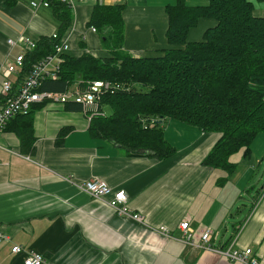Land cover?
I'll list each match as a JSON object with an SVG mask.
<instances>
[{"label":"crops","instance_id":"1","mask_svg":"<svg viewBox=\"0 0 264 264\" xmlns=\"http://www.w3.org/2000/svg\"><path fill=\"white\" fill-rule=\"evenodd\" d=\"M32 1L40 0H0V64L21 51L8 38L22 34L37 41L57 33L60 24L52 7H33ZM250 1L255 15L264 17V1ZM173 2L74 0L64 33L67 54L109 55L98 42L100 33L89 29L96 3L125 4L122 49L130 55L154 57L167 48L183 47L169 44L165 36L164 6ZM214 24L213 19L199 18L187 41L201 40ZM24 76L12 75L13 89ZM3 78L0 72V90ZM32 118L35 139L26 152L13 131L0 132V264H23L25 253H13L14 244L40 253L51 264H241L205 247L225 248L232 242L235 248L249 247L258 264H264V171L258 174L264 133L253 140L249 156L239 152L235 171L221 181L225 172L203 164L220 136L217 132L169 120L164 137L175 152L157 159L91 136L84 113L67 111L64 103L35 104ZM65 127L61 140L57 135ZM88 179L124 189L128 212L139 213L142 221L119 215L89 196L78 186ZM183 221L197 238L206 227L215 235L203 246L188 245L179 240Z\"/></svg>","mask_w":264,"mask_h":264},{"label":"trees","instance_id":"2","mask_svg":"<svg viewBox=\"0 0 264 264\" xmlns=\"http://www.w3.org/2000/svg\"><path fill=\"white\" fill-rule=\"evenodd\" d=\"M59 21L57 38L40 37L27 49L19 77L32 64L51 54L72 21V9L61 0H47ZM188 5L174 0L164 6L166 40L172 47L160 56L134 57L122 49L124 3H96L88 25L95 27L109 55L63 53L56 79L46 78L40 91L64 92L77 80L82 88L95 80L110 81L118 88L100 95L98 113L88 126L93 137L115 143L135 153L164 159L175 152L164 137L166 123L176 120L202 132L220 134L203 164L231 175L232 156H249L256 136L264 133V17L255 15L250 0H203ZM264 1V0H256ZM199 18L215 21L201 40L187 41ZM67 111H82L78 102L64 103ZM109 110V112L106 111ZM16 115L8 123L26 152L34 141L32 112ZM68 128L59 130L63 139Z\"/></svg>","mask_w":264,"mask_h":264},{"label":"built area","instance_id":"3","mask_svg":"<svg viewBox=\"0 0 264 264\" xmlns=\"http://www.w3.org/2000/svg\"><path fill=\"white\" fill-rule=\"evenodd\" d=\"M61 1L68 4L71 9L74 8V0ZM30 4L33 7H37L39 4L49 6L47 0H40L39 2L32 1ZM89 29L96 32L93 26H90ZM57 36V33L51 35L53 39H56ZM7 43L11 47L19 44L21 51L12 59L0 64V72L4 74L0 90L3 98V102L0 105V132L6 128L8 122L16 115L27 114L35 104L47 101L58 103H66L68 101L78 102L82 105V112L87 120L90 121L91 117L98 113L97 102L100 95L109 90L112 91L114 88H118V85H114L110 81L95 80L88 83L84 88L80 86V82L76 81L64 92L40 91L39 86L42 80L46 78H57L59 64L61 62L60 56L69 49V40L66 36H63L54 44L53 52L34 62L19 87L13 89L12 75L17 74L23 65L26 50L33 49L36 46V40L21 34L17 39L8 38ZM28 158L26 156V159ZM78 186L92 198L108 205L117 214L130 216L138 222L142 221V216L139 213L128 212L125 206L127 193L124 189L113 190L105 181L100 179H88ZM178 228L181 230L179 240L193 246H203V244L208 243L215 235L210 228L206 227L200 232L197 238L195 231L191 228L188 221L181 222ZM159 229L162 232L165 231L164 227H160ZM205 247L230 261L241 264H258L256 257L252 255L249 247L243 249L235 248L233 242L225 248H214L210 245H206ZM11 251L13 253H25L23 264H51L40 253L25 249L18 244H14L11 247Z\"/></svg>","mask_w":264,"mask_h":264},{"label":"rangeland","instance_id":"4","mask_svg":"<svg viewBox=\"0 0 264 264\" xmlns=\"http://www.w3.org/2000/svg\"><path fill=\"white\" fill-rule=\"evenodd\" d=\"M186 3L188 4V5H197V4H202V3H204V1L203 0H188V1H186ZM98 36V42L101 44V48H103V49H105V46L103 45V42H102V40H101V36H100V34H98L97 35ZM107 48V47H106ZM97 50H95V52H96ZM106 111L107 112H109V110L108 109H106ZM239 156H241V154L240 153H236V154H234L233 156H232V160L233 161H235V160H237L238 158H239ZM260 168H259V170H258V174H259V176L263 173V171H264V160H263V162H262V166H259ZM256 171V170H255ZM255 173V172H254Z\"/></svg>","mask_w":264,"mask_h":264}]
</instances>
